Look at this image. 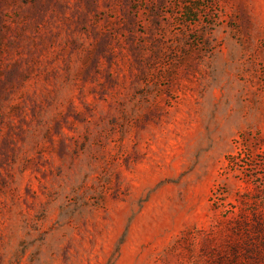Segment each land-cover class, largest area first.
<instances>
[{
	"label": "rangeland",
	"instance_id": "374dc122",
	"mask_svg": "<svg viewBox=\"0 0 264 264\" xmlns=\"http://www.w3.org/2000/svg\"><path fill=\"white\" fill-rule=\"evenodd\" d=\"M259 141L264 0H0V264H263Z\"/></svg>",
	"mask_w": 264,
	"mask_h": 264
},
{
	"label": "trees",
	"instance_id": "16d2710c",
	"mask_svg": "<svg viewBox=\"0 0 264 264\" xmlns=\"http://www.w3.org/2000/svg\"><path fill=\"white\" fill-rule=\"evenodd\" d=\"M259 142L264 144V141ZM237 226L241 232L242 243L245 244L250 257L264 258V210L258 208L250 218L242 214L237 220Z\"/></svg>",
	"mask_w": 264,
	"mask_h": 264
}]
</instances>
